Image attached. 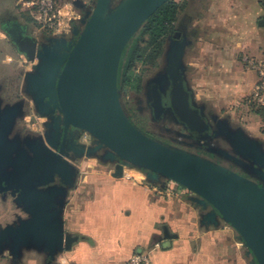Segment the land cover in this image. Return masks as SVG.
<instances>
[{"label": "crops", "instance_id": "crops-1", "mask_svg": "<svg viewBox=\"0 0 264 264\" xmlns=\"http://www.w3.org/2000/svg\"><path fill=\"white\" fill-rule=\"evenodd\" d=\"M18 1L0 0V11L6 10L2 18H15L13 24L25 28L36 38L38 50L51 47L52 39L48 45L41 44L48 33L38 23L39 30L30 29L21 25L18 17L10 12ZM175 2L184 6L175 25H179L181 14L186 17V35L181 34L177 39L184 38V52H176L177 64L185 56L184 67H190L189 76L183 75L185 82L187 79L200 81L197 86L215 91L217 102L222 105H235L252 96L257 74L246 59H264V2ZM27 4H23V10ZM77 9L75 7L79 19L72 23V29H78L76 25L82 21ZM69 36L72 34L66 37ZM16 51L24 67L19 72L22 91L27 75L34 72L38 60L30 63ZM20 96V103L16 104L26 107L25 111L31 109L21 93ZM34 109L36 111V106ZM22 112L23 117L25 112ZM52 115L50 119L43 118L51 120ZM87 136L83 131L71 129L68 149L78 156L66 154L64 161L70 165L67 176L72 178L63 179L64 185L59 188L66 195L58 190L51 203L56 213L52 221L62 233L61 244L51 247L42 236L39 250L26 249L16 258L4 252L0 258L9 256L10 264H126L132 255L144 253L150 256L151 264H209L212 262L209 261L210 251L217 257V251L226 250L224 245L239 248L240 242L233 233L222 229L202 230L200 221L194 224L198 214L193 209V195L186 189L168 182L160 183V178L150 179L147 172L129 167H124L121 178H115L118 161L106 149L97 150L98 145L88 143ZM103 150L106 151L103 153ZM99 155L103 160L97 157ZM95 161L101 166H96ZM29 219L30 216L23 221Z\"/></svg>", "mask_w": 264, "mask_h": 264}, {"label": "water", "instance_id": "water-1", "mask_svg": "<svg viewBox=\"0 0 264 264\" xmlns=\"http://www.w3.org/2000/svg\"><path fill=\"white\" fill-rule=\"evenodd\" d=\"M170 1L126 0L113 8V0H96L88 20L81 21L84 28L71 29L76 41L52 36V46L42 50H38L36 38L21 27L22 32L12 36L11 42L30 63L38 60L25 85L33 94L39 116L49 118L55 110L60 112V118L53 123L59 135L60 125L64 131L58 157L62 179L72 178L67 176L70 165L62 161L69 130L83 131L98 145L97 150L106 149L118 161L115 178H121L124 167H129L147 172L150 179L164 178L195 194L238 232L256 262L264 264V189L249 186V182L225 175L205 161L154 142L132 126L120 107L118 77L125 48L146 21ZM74 6L77 7L75 3ZM170 79V103L180 122L192 134L209 131L192 108L190 93L176 68L170 71ZM155 105L162 109L160 95ZM6 111L9 116L0 117V140L6 139L19 117L15 106H8ZM253 156L258 158V154ZM59 191L66 195L63 189ZM57 194V190L44 193L41 205L33 204L29 220L0 231V255L8 251L16 258L26 249L39 250L42 236L51 247L61 244L62 233L52 221L56 213L51 203ZM206 219L214 222L216 216Z\"/></svg>", "mask_w": 264, "mask_h": 264}, {"label": "rangeland", "instance_id": "rangeland-1", "mask_svg": "<svg viewBox=\"0 0 264 264\" xmlns=\"http://www.w3.org/2000/svg\"><path fill=\"white\" fill-rule=\"evenodd\" d=\"M31 1L34 0H19L17 7L10 10V12L18 17L21 25L27 26L30 29L39 30L38 25L33 23V18L36 16L35 8L27 4L26 8H24L25 10L22 9L24 3H30ZM125 1L126 0H117L113 8ZM175 1L184 2L186 0ZM61 2L75 3L78 7V12L81 14V19L88 20L89 17H87V14L90 15L93 11L96 0H61ZM83 7L87 8L85 9ZM4 11L6 10L0 11V19ZM180 18L179 25L174 26L173 34L166 38L164 52L160 58L154 63L152 59L150 60L147 58L145 60H136L128 69V81L123 75L119 83L118 77V101L120 107L132 126L154 142L173 151L205 161L214 168L223 171L222 173L225 175L231 176L234 179H236L234 177L236 176L249 182L247 183L249 186L264 189V109L259 110V113H255L257 109H253L251 96H247L243 101L235 105H222L217 102L215 91L203 87L199 88L197 85L200 84V81L187 79L185 84L187 90L191 93L194 107L198 109L211 124V132L208 137H192L186 127L176 120L170 110H165L164 114L158 119L154 116L150 106L152 102L150 88L152 85H158L163 94L167 93L169 88L168 70L173 63L172 59L174 60L175 58L173 54L175 51L184 52V38L183 40H177L175 38L176 33L185 36L187 32L185 29V14H181ZM76 27L81 31L84 25L78 22ZM139 31L132 39L139 37ZM47 35L48 38L45 40L48 45V43L50 44L49 39H52V36L49 33ZM67 39V42L76 41V38L73 36H69ZM148 40L149 37L145 36L141 41V46L146 47ZM184 57L185 56H182L180 60L179 72L189 76L190 67L188 66L189 69H185L183 63ZM32 67H34V65H32ZM23 68L19 60V54L7 35L3 33L0 25V105L2 106L1 108L4 109H7L8 106L11 108L15 106L18 109L19 117H17L16 124L11 131L14 132L16 129L23 130L24 125H20V121L22 120V111L25 112V107L16 104L20 102L15 101L16 96L21 93L26 104L30 108L32 107L26 110L29 116L28 120L30 121V118H32V121H28L27 125H29L28 129H30L28 132L35 135L37 131H42V128H47L46 126L50 128L51 120L47 119L46 121L45 118L37 114V111L34 109L35 105L32 101L33 94L26 85H23L24 88L20 91L19 85L21 79L19 77V72H21ZM208 91L209 93H207ZM8 97L11 99L12 104L3 105L6 103L5 100L8 99ZM13 103L16 105H13ZM26 129L27 127L25 130ZM9 133L10 131L7 136ZM242 140H247L251 143V146H255L258 154L257 159H248L246 155L251 148L246 149L242 145ZM93 149H95V147L90 148L89 151H93ZM104 151L106 150L101 152L104 153ZM97 157L103 160L101 155ZM95 165L101 166L97 161H95ZM74 167H76V165ZM160 179V183L164 184L168 182L171 185L177 186V184L164 178ZM258 182L263 184L257 185L256 183ZM192 195L193 209L198 214L197 218H194V224L200 221L202 230L222 229L224 231H229L234 234L235 240L240 242L239 248L236 246L233 248L229 245H224V249L226 250L221 252L217 251V257L214 251H210L209 261L211 260L212 262H209V264H258L254 255L244 243L238 232L231 225L222 220L217 212L209 204H206L203 199L195 194ZM1 215H3V213H1ZM1 215L0 223L4 225L6 222ZM212 215L216 216L214 222L206 219ZM198 225H195V227ZM1 230H3V228ZM5 254L8 255V251H6ZM10 263H12V260L9 256L0 258V264Z\"/></svg>", "mask_w": 264, "mask_h": 264}, {"label": "flooded vegetation", "instance_id": "flooded-vegetation-1", "mask_svg": "<svg viewBox=\"0 0 264 264\" xmlns=\"http://www.w3.org/2000/svg\"><path fill=\"white\" fill-rule=\"evenodd\" d=\"M13 20L14 19L12 16H5L0 19V25L2 29L4 31L6 30L10 34L8 35L6 33L10 41L12 36H17L22 32L19 25L17 27L13 24ZM179 36L180 34L176 33L175 38L178 39ZM43 43L45 44L47 41L44 39L41 44ZM176 52L177 51H175L173 54L175 55V58L174 60L172 59L173 63L170 65L168 70V91L166 94H163L160 91L158 85H152L150 88V95L152 98L150 106L156 119L162 116L165 110H170L176 120L181 123L177 115L174 113L170 103L171 91L173 88L172 81L170 79V71L176 68L179 72ZM181 75L183 77V74ZM184 85L186 87L185 80ZM159 95L162 99V109H157L155 105L156 98ZM20 98L21 96L19 94L16 96L15 101H18ZM5 101L6 103L3 105L12 104V101L9 97ZM191 106L194 110L198 111L202 119L208 125L209 131L199 135L192 134L183 123L181 124L186 127L190 135L194 138H199L202 136L208 137L211 132V124L201 114V112L194 107L192 98ZM1 107L2 106L0 105V117H4L5 119V117L9 116V114L7 113L6 109ZM59 115L60 112L55 110L52 115L50 130H44V128H42V131L45 132V134H42V131H37L35 135H32L28 132L30 129H28L29 125H27L29 120L26 112L20 121V125H24V129H16L14 132L10 130L7 138L0 140V215L3 213L1 217L6 222L4 225L0 224V231L2 228L4 229L9 225L19 224L20 221L28 219L30 216L29 212L31 211L33 204L35 202H39V204L40 202H43L42 198L44 193L56 190L58 191L59 188L64 185L65 180H63L58 173L61 169V164L58 161V157L60 155L61 146L64 139V131L63 126H61V134L59 135L53 127V125H55L53 123V118L57 119L59 118ZM30 121H32V118H30ZM26 127L27 129L25 130ZM70 132L71 129L69 130L66 139L65 152L62 155V161H64L67 153L74 157L78 156L77 152H71L68 149V137ZM242 145L246 149L251 148L246 155L248 156V159H255L253 156L254 154H257L255 146H251L249 142L243 140ZM256 184L262 185L263 183L258 182Z\"/></svg>", "mask_w": 264, "mask_h": 264}, {"label": "built area", "instance_id": "built-area-1", "mask_svg": "<svg viewBox=\"0 0 264 264\" xmlns=\"http://www.w3.org/2000/svg\"><path fill=\"white\" fill-rule=\"evenodd\" d=\"M28 4L35 8L34 18L41 29L52 36L69 35L72 23L79 19L74 3H62L61 0H34ZM246 63L257 74V83L251 96L252 104L262 107L264 106V59L247 58ZM87 142L93 143L89 135ZM126 264H151V260L148 254H134Z\"/></svg>", "mask_w": 264, "mask_h": 264}, {"label": "trees", "instance_id": "trees-1", "mask_svg": "<svg viewBox=\"0 0 264 264\" xmlns=\"http://www.w3.org/2000/svg\"><path fill=\"white\" fill-rule=\"evenodd\" d=\"M117 0H113L114 4ZM264 2V0H262ZM184 9L183 5L177 4L174 0L162 6L152 17H150L139 31V37L132 39L128 43L123 53L119 71V83L121 78L128 81V69L136 60L152 59L153 63L162 56L166 38L174 32L178 14ZM33 23L37 24L33 18ZM145 36L149 37L146 47L141 46V41ZM253 109L263 110L264 106L257 107L253 104Z\"/></svg>", "mask_w": 264, "mask_h": 264}]
</instances>
